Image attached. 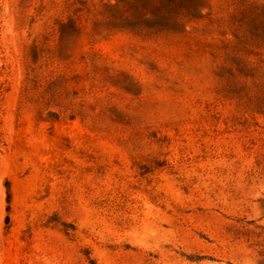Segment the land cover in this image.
Wrapping results in <instances>:
<instances>
[{"label": "rangeland", "instance_id": "374dc122", "mask_svg": "<svg viewBox=\"0 0 264 264\" xmlns=\"http://www.w3.org/2000/svg\"><path fill=\"white\" fill-rule=\"evenodd\" d=\"M0 264H264V0H0Z\"/></svg>", "mask_w": 264, "mask_h": 264}]
</instances>
